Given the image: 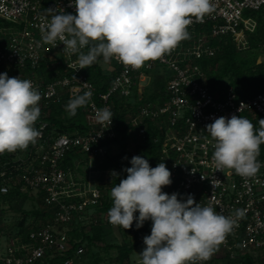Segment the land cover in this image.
Returning a JSON list of instances; mask_svg holds the SVG:
<instances>
[{
	"label": "built area",
	"instance_id": "2783aa9c",
	"mask_svg": "<svg viewBox=\"0 0 264 264\" xmlns=\"http://www.w3.org/2000/svg\"><path fill=\"white\" fill-rule=\"evenodd\" d=\"M211 4L213 11L205 15L203 22L193 18L188 27L190 39L181 41L162 58L147 61L138 69L113 58L117 66H111L114 73L111 72L110 87L99 91L85 72L87 68L78 69L76 55L63 52L64 45L59 41L54 48L42 42V29L53 15L63 11L76 14L72 0H0V73L12 69L11 77L32 81L41 94L40 108L62 92L73 98L92 92L87 106L88 132L47 135L48 123L43 121L34 145L0 154V192L7 193L12 185L32 189L34 195L43 192L44 203L52 211V221L32 229L27 240L0 234L1 262L38 264L48 254L66 255L74 249L69 226L87 218L86 212H92L101 202V186L113 180L109 172L114 168L95 169L91 163L104 156V143L118 134L114 117L109 126L96 119L97 109L107 107L114 113V98L139 102L138 110L130 116L131 124L140 126L139 136L146 134L145 123L149 120L164 132L161 159L172 180L164 192L178 193L182 201L190 194L201 206H211L234 220L233 230L218 250L231 257L256 253L264 260V158L258 156L262 167L255 177H241L229 169L217 171L212 161L214 142L210 143L206 132V125L221 116L230 119L241 115L251 121L253 116L264 115V90L249 97H242L234 87L214 91L202 65V60L214 56L219 48L213 44L214 38L230 37L238 50L249 48V35L256 31L258 19L246 16V12L264 14V0H211ZM43 58L49 60L47 66L55 74L60 71V64L70 74H53L47 80L40 74ZM261 62L264 60L258 63ZM160 70L167 79L166 94L161 103L143 102L142 86H147V78ZM74 151L88 155L90 170L86 173L82 159H75L74 167L64 166V159ZM237 210L242 215H236ZM83 252L84 247L78 246L75 255L81 258ZM214 254L209 260L196 263L210 264ZM64 264L77 261L67 257Z\"/></svg>",
	"mask_w": 264,
	"mask_h": 264
},
{
	"label": "clouds",
	"instance_id": "9594fccd",
	"mask_svg": "<svg viewBox=\"0 0 264 264\" xmlns=\"http://www.w3.org/2000/svg\"><path fill=\"white\" fill-rule=\"evenodd\" d=\"M76 14L58 12L42 29V42L64 45L63 52L76 55L78 69L89 68L98 58H115L132 69L157 60L190 39L188 27L203 22L213 11L211 0H72ZM50 11L52 9H49ZM87 48V52L83 51ZM77 69V70H78ZM92 92L69 100L68 115L87 106ZM41 94L32 81L0 73V154L25 150L35 144L40 132L34 127L41 115ZM107 107L97 109L99 123L111 124ZM257 129L241 115L221 116L206 125L213 143L212 161L217 171L224 169L245 178L255 177L262 167L258 160L264 145V119ZM126 178L111 188L109 223L137 229L151 221V233L143 237L146 246L139 264H196L207 261L234 227V220L201 206L192 195L178 199V193L162 191L172 183L165 163L151 167L142 156H133ZM111 175L116 178L118 173ZM203 178V177H202ZM139 213L138 216L134 215ZM236 215H242L237 210Z\"/></svg>",
	"mask_w": 264,
	"mask_h": 264
},
{
	"label": "trees",
	"instance_id": "16d2710c",
	"mask_svg": "<svg viewBox=\"0 0 264 264\" xmlns=\"http://www.w3.org/2000/svg\"><path fill=\"white\" fill-rule=\"evenodd\" d=\"M257 19L258 24L256 31L249 35V48H252L253 46L262 47L264 44V14L260 12V14L257 15ZM213 44L219 46L216 54L202 60V65L207 73V82L212 90L222 91L229 87H234L239 91V94L242 97L253 96L264 90V62L257 63L258 55L254 56L250 60H239L238 51L241 50L237 49L236 44L230 37L214 38ZM48 61V59L43 58L40 68L41 76L45 77L47 80H49L53 74L57 76L70 74V72L64 67V64H60L61 69L55 74V71L52 72L48 68ZM5 72L8 77H11L12 69L2 70L1 73ZM85 72L96 83L99 91H107L109 89L113 76L103 72L98 61H96L89 68L85 69ZM160 72L156 71V79L153 83L154 86L152 84L149 85L146 94L144 95L143 102L151 101L161 103L162 96L164 97L166 94L167 79L161 70ZM226 77L230 79L228 84L225 82ZM72 98L73 97H70L68 92H62L58 98L52 99L48 104L43 105L40 108L41 115L35 122L34 127L38 130L40 123L45 121L48 123L46 134H52L54 136L62 132H88L90 128V124L87 119L88 104L85 107L78 108L76 115L70 117L66 111V105ZM113 101V117L116 122L115 128L118 134L114 139L104 143L107 145L122 139L124 141L126 139L128 140L129 135L133 133H136L139 136L138 130L140 126H134L130 121V116L138 110L139 102L128 101L125 98H114ZM260 119H264V115L251 117V122L257 129L260 127ZM166 124L167 123L163 124L165 130L167 129ZM145 126L147 128V132L144 136H139L134 149L130 150L126 144L123 146L120 154L111 156L109 154L110 148H107L105 159L101 161V163L98 162L95 165V169L114 168L115 172L118 173V177H113L111 182L107 185L103 184L101 186L104 192L101 202L94 206L92 212L89 210L86 212L87 218L76 221L69 226L68 233L74 249L66 255L51 257L48 254L43 260L39 261L38 264H64L67 257H74L78 264L83 261H85L84 264L102 263L103 260L101 256L99 254H95L93 258L92 254H90V250L94 246H102L100 245V242L103 240L102 233L104 225L110 224L108 220V210L112 207V199L109 197V191H111V188L114 187L116 183H119L120 173L124 171L125 168L131 167L130 160L133 156L137 155L147 159L151 167H156L160 162L165 163L167 167L166 162L161 159L164 132L158 129L157 124L154 121L149 120L145 123ZM260 156L264 158V145L260 146ZM75 159H82L83 164L85 165V173L89 171V157L79 151L70 152L64 159V166L66 168L74 167L76 162ZM96 159H98V157ZM84 168L82 167L81 169L83 170ZM162 191L164 192V190ZM32 199L36 201V205L33 206V209H26V202ZM3 204H7L13 210L23 212L24 214L23 218L20 217L19 219H16V222L11 224V229L0 226V234H4L8 238L21 237L24 240H27L32 229L38 228L42 224L52 221V211L48 209V206L44 203L43 192H39L38 195H34L32 189L23 190L21 186L12 185L7 193L0 192V208ZM134 215L138 216L139 213L137 212ZM29 216L32 217L33 220L26 225ZM89 219L90 221H88ZM88 226L90 229H87ZM151 226L152 222L150 220L144 223L143 228L145 231L143 232L142 237L146 236V232H148L147 235H150ZM132 228H134L136 232H140V228L137 229L135 226V221L133 222ZM78 246L84 247V252L82 253L81 258L75 255V250ZM113 246L114 245H107L104 246V248L105 250H109ZM116 247L119 249V256L113 261V263L127 264L128 259L126 258L130 256L132 251L135 249L136 244L129 246L121 245ZM221 253L223 252L216 249L214 254L215 256L211 260L210 264H256V259L251 253L245 255L237 254L236 257H231L229 254L223 253V257L226 258L227 262L222 263L218 260ZM88 256H90V258ZM86 257L88 259H86ZM259 261L261 264H264L263 259H260ZM0 264L4 263L0 261Z\"/></svg>",
	"mask_w": 264,
	"mask_h": 264
},
{
	"label": "rangeland",
	"instance_id": "374dc122",
	"mask_svg": "<svg viewBox=\"0 0 264 264\" xmlns=\"http://www.w3.org/2000/svg\"><path fill=\"white\" fill-rule=\"evenodd\" d=\"M261 11H253V10H247L246 12V16L247 15H251L254 17H257L258 14H260ZM238 58L239 60H250L252 59L254 56L258 55L257 58V63L260 62V60H264V48L262 47H252L249 49H245V50H241L238 51ZM100 64V67L102 68L103 72H105L106 74H111L114 73L111 70V66L112 65H116V63L111 59L108 62H105L103 57L98 58L97 60ZM112 75V74H111ZM163 76V74H162ZM156 79V72L154 74H152V78L146 80V85L147 86H142L143 88H145V94L147 91V88L149 87V85H153L154 86V81ZM230 81V79L228 77H226L225 82L226 84H228ZM139 97V96H138ZM138 100V99H136ZM86 122V121H85ZM139 139V136L136 133L130 134L128 137V140L126 139L125 141L122 140H118L116 142H112L110 144H108L106 146L105 149V154L104 156H99L98 159L93 160V162L91 163L92 166L96 165L98 162L101 163V161H103L105 159V155L107 148H110L109 150V154L111 156H116L117 154H120V152L123 149V146L127 144L128 148L134 149V146L137 144V140ZM90 170V169H89ZM115 171V170H114ZM113 171L109 172V175L112 177L111 173ZM127 173L125 171H122L119 175V181L120 179L126 178ZM113 178V177H112ZM164 190V188L162 189ZM34 194V193H33ZM110 194V191H109ZM109 197L111 198V196L109 195ZM36 205V201L34 199L32 200H28V202H26L25 204V208L26 209H33V206ZM23 218L24 214L23 212L20 211H15L13 210L9 205L7 204H3V206L0 208V226H4L6 228L11 229V224H13L14 222H16V219L19 218ZM105 219V218H104ZM32 217H28V222L26 223L29 224V222H32ZM90 221V219L88 220ZM87 229H90V227L88 226ZM144 228H140V232H136L134 230V228H130V229H122L119 226H114V225H110V224H105L104 225V229H103V240L100 242V245L102 246H94L93 248H91L90 250V254H92L93 258L95 254H99L102 258V263L101 264H114L113 261L119 256V249L116 246H121V245H133L136 244L135 249L132 251V253L130 254V256H128L126 259H128L127 264H134V263H138L139 262V253H141L143 251V249L146 247L143 243V237L142 234L144 232ZM136 232V233H135ZM101 234V232H100ZM148 234V232H146V235ZM107 245H114L113 247H111L109 250H105L104 246ZM256 264H261L260 263V259L261 257L259 256V254H253ZM90 258V256H88ZM86 259H88L86 257ZM218 260L220 262H224L226 263L227 260L226 258L223 257V253H221V256L218 258ZM262 261V260H261ZM85 261H83L82 263L79 262V264H84ZM78 264V263H77Z\"/></svg>",
	"mask_w": 264,
	"mask_h": 264
}]
</instances>
